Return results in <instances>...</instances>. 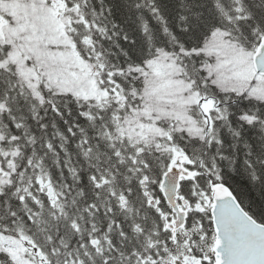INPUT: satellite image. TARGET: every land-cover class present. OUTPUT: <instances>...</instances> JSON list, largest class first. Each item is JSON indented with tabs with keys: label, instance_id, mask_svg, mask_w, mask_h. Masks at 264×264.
Segmentation results:
<instances>
[{
	"label": "snow or ice",
	"instance_id": "snow-or-ice-1",
	"mask_svg": "<svg viewBox=\"0 0 264 264\" xmlns=\"http://www.w3.org/2000/svg\"><path fill=\"white\" fill-rule=\"evenodd\" d=\"M0 264H264V0H0Z\"/></svg>",
	"mask_w": 264,
	"mask_h": 264
},
{
	"label": "rangeland",
	"instance_id": "rangeland-1",
	"mask_svg": "<svg viewBox=\"0 0 264 264\" xmlns=\"http://www.w3.org/2000/svg\"><path fill=\"white\" fill-rule=\"evenodd\" d=\"M34 8L40 10L33 14ZM42 4L39 7L21 5L20 11L24 13L25 23L23 28L30 33L29 39L34 45H40V51L43 55L51 57L54 53L50 50V46L65 43L62 39L63 24L56 18L54 8H49V11L44 10ZM55 55H58L56 53Z\"/></svg>",
	"mask_w": 264,
	"mask_h": 264
},
{
	"label": "trees",
	"instance_id": "trees-1",
	"mask_svg": "<svg viewBox=\"0 0 264 264\" xmlns=\"http://www.w3.org/2000/svg\"><path fill=\"white\" fill-rule=\"evenodd\" d=\"M44 10H46V11H49V8H44ZM40 10H38V9H36V8H34V10H33V14H36L37 12H39ZM58 20V19H57ZM59 22H60V20H58ZM61 44H63L62 42H61Z\"/></svg>",
	"mask_w": 264,
	"mask_h": 264
}]
</instances>
